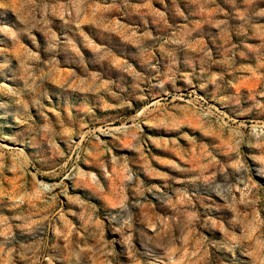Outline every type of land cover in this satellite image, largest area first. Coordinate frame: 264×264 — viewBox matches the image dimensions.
Instances as JSON below:
<instances>
[{
    "label": "rangeland",
    "instance_id": "1",
    "mask_svg": "<svg viewBox=\"0 0 264 264\" xmlns=\"http://www.w3.org/2000/svg\"><path fill=\"white\" fill-rule=\"evenodd\" d=\"M0 264H264V0H0Z\"/></svg>",
    "mask_w": 264,
    "mask_h": 264
}]
</instances>
